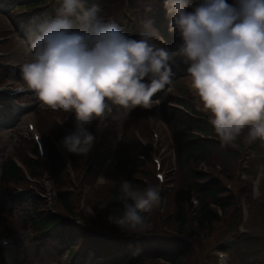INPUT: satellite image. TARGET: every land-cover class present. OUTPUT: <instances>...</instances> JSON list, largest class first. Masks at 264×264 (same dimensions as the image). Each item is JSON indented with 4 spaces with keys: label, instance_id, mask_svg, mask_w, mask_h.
<instances>
[{
    "label": "clouds",
    "instance_id": "clouds-1",
    "mask_svg": "<svg viewBox=\"0 0 264 264\" xmlns=\"http://www.w3.org/2000/svg\"><path fill=\"white\" fill-rule=\"evenodd\" d=\"M164 7L169 31L182 40L176 52L153 42L159 37L150 22L141 39H130L115 24L102 23L97 8L85 10L81 0H64L61 16L40 25L26 42L30 59L21 75L27 88L45 105L75 113L76 131L62 141L68 152L91 150L95 137L86 125L106 110L111 114L106 101L122 110L147 108L172 82L177 56L188 65L191 86L223 143L245 129L249 142L264 141V0H166ZM121 192L124 211L108 221L129 234L145 229V213L161 199L158 188L137 191L125 180Z\"/></svg>",
    "mask_w": 264,
    "mask_h": 264
},
{
    "label": "rangeland",
    "instance_id": "rangeland-1",
    "mask_svg": "<svg viewBox=\"0 0 264 264\" xmlns=\"http://www.w3.org/2000/svg\"><path fill=\"white\" fill-rule=\"evenodd\" d=\"M133 1L129 0V3ZM0 8L1 10L6 9L3 5H0ZM42 10L40 9V11ZM101 10L107 17L122 18L123 15L127 14L122 13V7L116 4L115 0L106 1L103 7H101ZM8 11H0V82L3 84L0 88L4 91L1 92L3 98L10 100V104L13 107L5 109L11 110L10 114H8L3 111L4 108L0 105V112H3L0 115V162L5 155L12 154L13 150L15 148L17 149L20 138L23 136L31 137L30 131L27 128V121L34 123L37 132L44 141L39 127L40 121L48 125L54 119L55 122L65 127H70L65 122H70L72 118H75L74 112H64L63 110L53 109L45 105L33 91L27 88L26 82L22 79L21 66L30 59L26 47V40H28L29 36L34 35V32L28 33L29 30L27 28H24L23 31H18L16 24L19 20H24L21 18V15L25 19L30 17L36 18L38 12L35 9L25 10L24 12L17 10L19 12L16 13L20 15L13 16L7 15L6 13ZM128 16L130 17V15ZM39 21L40 23L37 24L39 26L46 22H51L50 19L44 18L39 19ZM131 22L134 23L135 21L133 20ZM143 25L144 23L141 20H136L135 30L131 39H141L140 32ZM176 35L177 38L175 37L172 44H166L159 36L153 42L158 47H164L170 52H176L182 44L179 35ZM184 63L183 58L179 56L172 62L177 67L176 69H182L184 71V74H177L178 90H175L174 85L168 84L164 89L155 94L152 100L154 98V100H157L158 95L167 89V95L169 97L166 98L167 100L177 97L184 98L183 100H187L195 108V115H188L187 117L208 125L207 117L201 111L203 104L191 86V77L187 74L188 65ZM181 64L183 66H180ZM180 73L182 72L180 71ZM18 86H23L27 91L12 96L10 92H13ZM106 104L110 106L111 114L106 110L103 117H94L86 125V130L95 137L91 147L93 153L85 156L77 170H71L67 163L66 173L69 178V184L65 189L70 193L71 205L76 211V214L71 216L63 215L67 220H65L66 222L62 227L60 224L58 225L62 229L66 228V224L76 230H80V227L85 228V226L77 227L80 225L82 216L87 220L93 217L95 221L89 224H92L94 227H97V223L108 225L107 222L109 221L106 218V212L112 208L109 197L110 188L118 176L117 161H115V158L111 161V157L119 150L120 144L117 141V136L122 133L123 127L121 126L129 109H119L118 106L112 105L110 101H106ZM144 108L143 106H137L130 108V111L133 112L134 110ZM61 113H64L65 117ZM132 115L140 117L143 120L142 127H138L135 124L131 125L134 137L144 149L145 153L150 154L152 160L154 156L157 157L161 164L159 169L157 166L155 168L153 164H149V173H152L153 176L150 182L147 180L144 181L147 184L157 183L154 177L155 172L163 173V182L160 183L163 190L162 201L156 209L153 206L150 211L152 213L155 210L153 213L154 228L152 230L172 233L174 230L170 229V221L173 217L169 218V216L174 211L177 188L173 186L170 171V162H172L173 157L170 124L165 122L156 110L154 111L152 109L137 111L132 113ZM192 132L197 134L194 131ZM246 132L247 129L242 132L241 136ZM242 139L244 142H240L231 151L234 154L229 158V162L233 164V174L228 177L220 176L219 180L227 191L231 190L234 192L244 183L243 181H247L248 191L250 187L249 183H252L254 180L252 196L249 198L250 205L248 206L244 201H240L239 208H242L244 213L242 221L232 223L231 218H228L226 221H221L216 224L213 231L208 233L207 231L200 232L193 227L195 224L193 220L194 209L196 207L195 200L185 202L184 211L186 222L189 227H193V230L189 231L192 233L193 238H183L190 242L191 248L189 255L182 258L180 264H264V240L247 238V240L236 244L230 241L233 233H238L243 230L247 232L245 236L247 234H264V157L261 156L264 152V141L258 139V141H255L251 145L252 149L249 152L250 159L247 167L245 161L248 159L246 160L243 154L248 151L250 142L247 137L242 136ZM53 140H55L54 137L49 138V141ZM15 157L18 158L17 156ZM218 172L221 173V170ZM26 177L24 178L23 184L10 182L6 186H3L0 183V241L3 239L7 241L4 245L0 242V254L2 253L4 258L1 264H73L75 260H71L65 251H62L50 239H44L42 232L35 230L32 225L26 222L29 221L27 217L32 213L28 195L29 189L33 190L38 196L40 195L39 197L41 199H44L45 206L41 204V210L49 209L50 211H54L53 206L59 211L62 210L58 202H54L53 188L43 171H41L39 176L29 177L26 175ZM101 177L104 179L103 182L99 179ZM244 189H246V184ZM42 191L44 193H41ZM101 205L106 206L101 207ZM89 209H92L94 215L90 213ZM85 230L81 232L86 233L87 231ZM107 230L119 235L115 230L111 231L110 228ZM118 231L121 234L124 233L122 230ZM141 231L143 230H139L138 232ZM47 257H50L47 261L40 259ZM96 260L99 261V264H104L105 262L103 258H96ZM140 264L169 263L155 257Z\"/></svg>",
    "mask_w": 264,
    "mask_h": 264
},
{
    "label": "trees",
    "instance_id": "trees-1",
    "mask_svg": "<svg viewBox=\"0 0 264 264\" xmlns=\"http://www.w3.org/2000/svg\"><path fill=\"white\" fill-rule=\"evenodd\" d=\"M106 1L108 0H81L85 10L97 8V17L102 23L115 24L125 35L128 34L130 28V20H127L128 15L135 21L136 14H141L167 42L177 38V33L169 31L170 18L164 7L166 0H134L132 3H129V0H115L116 4L122 7V13H127L122 18L103 17L101 7ZM0 2L6 4L8 13L13 15L22 10L43 7L52 10L57 0H0ZM192 2L196 4L199 0H192ZM227 2L231 4L233 0H227ZM49 6L52 7L49 8ZM191 10V8L188 9V11ZM177 80L174 79L172 82L175 90H178ZM166 98H169L167 91L160 96L159 107L162 118L170 124L175 152V165L170 170L173 186L177 188L174 211L169 216V218L173 217L170 221V229L174 230L172 233L161 234L156 230L148 231V227L154 228V223L153 226L151 224L150 212L145 213L147 226L141 231L142 235H139V232L121 234L118 231L121 229L110 222H107L108 225L97 223V227L91 224L92 229L90 231L85 230L86 227H80V230H76L67 224L64 229L58 227L59 224L62 227L67 220L63 215H75L76 211L72 208L70 193L65 189L69 184L65 158L56 146L48 140L47 134H52L61 144L72 170L78 169L87 154H75L66 150L62 141L74 132H64L54 119L48 125L39 122L40 131L46 141V161H42L38 157L33 141L24 136L18 141L17 149L15 148L12 154H7L3 158L0 172V183L3 186L10 182L24 183L25 174L22 166L32 177L39 176L41 171H48L49 181L54 191V202L57 201L62 210L59 211L54 206L53 212L49 209L41 210V204L45 206L44 199L29 189L28 195L32 213L27 217L29 221H25L32 225L35 230L42 232L44 239H50L62 251H65L71 260H75L73 264H99L96 258H103L104 264H140L155 257L161 258L169 264H180L182 258L187 257L190 253V242L183 238H193L192 233L189 232L193 230V227L200 232L211 233L215 225L221 221H226L228 218H231L232 223L239 221L241 216L239 202H249L251 183H249L248 191L247 182L243 181L244 183L234 192L227 191L219 180L220 176L228 177L234 172L233 164L229 162V158L234 154L231 151L236 147L234 141L225 144L219 139L210 124L211 113L204 107L203 113L208 118V125L187 117L189 113H194L195 108L187 100H183L184 98L169 99L178 106L168 105ZM144 110L146 109L130 111L122 125L123 130L117 140L120 147L114 154L115 161H117L118 176L110 188L109 197L112 208L106 212V218L113 213L124 211V203L121 201V185L125 180L131 182L133 189L137 191H144L148 186L156 187V183L147 184L144 181L150 182L153 176L152 173H149V164L152 163L150 155L145 153L131 129L132 124L138 125V127L143 126L142 118L135 117L132 113ZM61 114L65 115L64 113ZM65 124L76 127V119L72 118L70 122H65ZM192 130L198 133H192ZM242 136L247 137V132ZM26 151H30L33 157L25 154ZM15 156L18 157L21 166L15 161ZM203 166H205L204 170ZM219 169L221 173L218 172ZM245 184L246 189H244ZM43 191L41 193H44ZM192 197L197 200L198 206L193 217L196 224L189 227L186 222L184 203L189 202ZM39 200L40 202H38ZM128 203L131 204L132 202L128 201ZM86 221L88 222L85 223ZM93 221H95L93 217L87 220L82 216L80 225L77 227L86 226ZM82 223L85 224L81 225ZM108 228L111 231H117L119 235L108 231ZM83 230L87 232L82 233ZM245 234L233 235L235 244L245 241L247 238H257L255 235L245 236Z\"/></svg>",
    "mask_w": 264,
    "mask_h": 264
}]
</instances>
